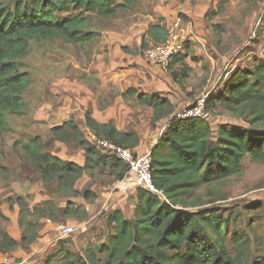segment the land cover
<instances>
[{"label":"trees","instance_id":"trees-1","mask_svg":"<svg viewBox=\"0 0 264 264\" xmlns=\"http://www.w3.org/2000/svg\"><path fill=\"white\" fill-rule=\"evenodd\" d=\"M135 3L136 0H0V135L10 131L7 115H19L25 106L22 95L28 78L20 73L19 60L26 55L30 41L60 40L85 45L93 39L88 29L94 18L114 19L133 11ZM166 30L159 18L148 25L142 42L161 43ZM188 56L185 43L184 52L175 56L166 69L173 82H178V75L188 77ZM191 61L198 62L199 58L191 56ZM176 66L179 73L174 70ZM121 96L135 97L152 124L166 120L164 130L147 152L152 182L162 191L165 201L137 187L130 218L120 209L106 212L107 233L99 244L88 243L80 255L65 246L67 241L59 240L45 263L60 259L63 264H241V260L244 264H264V256L251 258L252 252L242 238L235 243L234 251L238 253L231 256L224 243L228 219L222 220L215 209L186 210L194 192L205 184L239 175L244 158L264 163V61H255L250 70L234 69L220 93L206 101L210 115L221 110L230 116H243L245 129L219 124L213 131L207 121L198 118L174 120L175 106L166 98L138 94L133 89ZM84 126L86 133L125 148L133 149L139 144L134 131L121 132L110 121L97 122L89 109L84 112ZM49 133L44 141L36 135L13 144L21 148L15 154L22 168L26 166L36 173V179L48 187L46 195L50 199L30 208L22 197H15L20 238L15 241L7 226L0 227L1 255H11L19 244H33L41 219H88L81 206L67 202L59 211L52 200L81 198L92 202V191L74 188L83 175L95 185L107 187L122 182L128 173V168L114 156L100 153L72 118L51 127ZM53 142L77 145L84 153L82 166L48 152ZM0 221L9 223L1 211Z\"/></svg>","mask_w":264,"mask_h":264},{"label":"rangeland","instance_id":"rangeland-1","mask_svg":"<svg viewBox=\"0 0 264 264\" xmlns=\"http://www.w3.org/2000/svg\"><path fill=\"white\" fill-rule=\"evenodd\" d=\"M159 17L168 20L166 23L176 19L180 21L178 23L186 31L185 41L191 39L189 43L193 46V50L189 51V59L194 55L199 58L198 62L191 61L196 67L186 71V80L182 81L183 78L178 75L177 83L182 81L178 87L175 85L180 91L179 97L174 96L178 91L168 86H164V92H154L158 97L171 96L174 112L192 105L204 94L208 98L219 94L223 82L234 69L250 70L255 61H264V0H136L131 12L114 19L94 18L88 29L92 32L93 39L85 45L74 46L60 40L30 41L26 55L19 60V71L28 78V87L22 95L25 106L21 114L7 115L10 131L0 135L2 209L10 212L17 209V196L22 197L29 207L34 206L32 203L36 199L35 195L34 198L27 194L34 184H23V180L30 176V168H22L20 165L21 161L15 150L19 152L21 148L19 145L14 148V142L28 141L36 135L43 141L46 140L50 137L49 129L56 123H62L70 115L76 116L85 111L84 108L90 103L89 91L93 95L102 94L99 97L102 99L101 104H110L114 97L120 95L118 86L123 81L119 76H125L124 70L129 68L128 57L132 56L149 64L145 59V51L150 47V42H142V38L147 25L154 23ZM174 70L180 68L176 66ZM136 83L142 86L141 82ZM151 89L154 90L155 85ZM133 90L139 88L133 87ZM122 99L133 126L142 127L143 132L153 137L156 134L152 130L154 124L144 116V107L135 98ZM207 122L213 131L219 124L247 128L243 116H230L221 110L211 112ZM68 148L56 142L51 150L56 155H69L75 151ZM90 186L93 190L95 186L108 187ZM47 188L45 186L39 193L49 200ZM52 200L59 206L63 201L55 198ZM187 204V211L215 209L222 220L228 219L224 243L232 257L238 253L234 251V247L237 239L241 238L247 241L249 251L252 252L251 258L264 256V163L244 158L239 175L220 183L205 184L194 192ZM12 205L15 207L11 209ZM98 208L96 206L92 209V214L96 216L91 221L100 226L97 234L84 237L76 222L64 219L58 220L55 232L45 236L39 223L41 230L37 229L36 240L30 245V250L22 254L27 246L19 244L13 254L6 256H13L18 264H63L60 259L45 263L46 257L55 251L59 240L67 241L65 246L83 255L88 243L99 244L104 239L103 232H107L104 215L110 209L105 212L101 209L96 214ZM68 225L72 232L61 238V229ZM6 226L10 228L8 222L0 221V227ZM11 227L13 228L12 225ZM240 262L244 264L242 260Z\"/></svg>","mask_w":264,"mask_h":264},{"label":"crops","instance_id":"crops-1","mask_svg":"<svg viewBox=\"0 0 264 264\" xmlns=\"http://www.w3.org/2000/svg\"><path fill=\"white\" fill-rule=\"evenodd\" d=\"M159 18H162V17H159ZM159 18H156V19H159ZM162 19H163L164 27H167L170 24L180 22L178 19H176V20L172 21L171 23H166V22H168V20H166L165 18H162ZM148 25H147V27H148ZM179 25H181V23ZM147 27L145 29V32L147 30ZM190 40H188L186 42L187 47H188V53L190 50H193V46L191 45V43H189ZM149 45L151 46L152 43H149ZM196 54L199 55L198 53H196ZM185 64L189 70L195 69V67H196L195 66L196 64L192 63L191 60L189 59V57H187L185 59ZM127 65L129 66V68H127V70H124L125 76H119V78H121L123 81V84L121 83V86L120 87L118 86V88H119L118 92L120 95H118L117 97H114L112 99L111 103L105 106V105L101 104L102 99L101 100L99 99V97H101L102 94L97 93V95L96 94L93 95L94 93H92V91H89L87 93L90 95V98H89L90 103L88 104L87 107L84 108V110L89 109L91 111V116L97 122H100V123H106L109 121L112 122L114 128L118 131H121V132H123V131H134L139 138V144L135 148H133L132 150L137 154H142V153H147L150 150V148L154 145L157 137L162 133V131L165 127L166 120H160L157 123H155L153 125L152 130L156 134L153 137L151 135L148 136L147 132H143L142 127H141L142 128L141 129L139 127L133 126L134 123L127 116L128 115V108L124 105V103H122L123 99H122L121 95L126 90L133 89V87L139 88V90H136L138 92V94L141 93V94L154 95V92H157V91L162 90V92H164V89H163L164 86L165 87L168 86L169 88L173 89L174 91H178L177 93H174V96L179 97L180 91L178 90L177 85L180 82L186 80L188 77L183 79L182 81H179V83L173 82L166 70L160 69V68L153 66V65L146 64L145 62H142L140 59L134 58L132 56L128 57ZM176 71L179 72V70H176ZM136 82H138V83L141 82L142 86L137 85ZM154 85H155V89L152 90L151 88ZM185 91H186V93H189L188 90H185ZM129 98L132 100L135 97H129ZM161 98H166L171 103H173L172 102L173 98H171V96L162 95ZM129 111H130V109H129ZM84 112L82 111V112L78 113V115L76 114V116L70 115V118H72V117L75 118V120L73 118L72 119L75 121L76 125L82 130L83 133H86L87 128L84 126ZM70 114H72V113H70ZM163 121H164V123H162ZM60 124L61 123H59V124L56 123L54 126L60 125ZM151 137H152V139H151ZM54 143H56V142L51 143V145L48 147V149H47L48 152H50L52 155L60 158L63 161L72 162V163H75L79 166H82V164L84 162V153L77 145H75V144L65 145V146L69 147L68 149L75 150L74 152L69 153V155H66V154L65 155H61V154L56 155L51 150ZM65 149H67V148H65ZM23 181H24L23 184L24 183L34 184L30 187V189L27 192L28 195H33V196L35 195L36 196V199L32 203V205H36V204H39L43 201L48 200L46 196H44L43 194H40L41 191L44 190L45 186L43 185V183L40 180L36 179V173L32 169H30V176L28 175L27 179L23 180ZM92 184L95 185V183H93L86 175H83L75 183V187H74L76 190H78L80 192H85L87 190V187H89V190L92 191L95 195V198L93 199L92 202H89V203L85 202L81 198H71L70 200L60 199V201L63 200L61 202V206H59L57 203V207H58L59 211L63 210V208L65 207L67 202L73 203L74 206H81L82 208H84V210L88 216V219H86L84 221H78V220L74 219L73 217H71V218H66L65 220L66 221L68 220V222H70V220L76 222L79 225L78 228L82 229L81 232H83V236L87 237V238L91 237L94 234H97L98 233L97 231H99L98 228H100V226H98L97 223L94 224L91 222L93 219H95L94 217L96 216V215L92 214V209H94L96 206L99 207L98 212L96 214H99L101 212V209H103L104 212L108 209H110V210L120 209L126 218H130L132 215V210H133V205H134L135 190L137 188L136 181L131 175H126L125 178L122 180V182L117 183V184H113V185H109L107 188H105V187L98 188L97 186H95V190H93V188L90 186ZM39 191H40V193H39ZM35 196H34V198H35ZM131 202H132V205H131ZM128 203L130 204V206ZM14 207H15V205H12L11 209ZM12 210H13V212H10L8 209H2L0 207V211L2 212V214L5 217H7L9 220L10 228L9 227L7 228L9 235L11 236L12 239L19 242L20 230L18 229V226L16 223L18 208L17 209L14 208ZM76 218H78V217L76 216ZM58 220H64V219L60 218ZM58 220H56L55 222H52L48 219H41V220H39V223H40V225H42V230L40 227L39 228L42 231V233H44L45 236H50L51 235L50 232L56 231V224H57V222H59ZM72 221H71V223H73ZM104 221H105V217H104ZM11 225L13 226V228L11 227ZM65 227H67V226H65ZM105 235L106 234H104V232H103L102 238H104ZM29 250H30V245L27 246V250H25V252L22 251V254L26 253ZM7 257L8 256H6V255L3 256L0 254V264H18L17 263L18 260H16L17 262H15L16 258H14L13 256H10L8 258ZM11 257H13L12 258L13 260H10Z\"/></svg>","mask_w":264,"mask_h":264},{"label":"built area","instance_id":"built-area-1","mask_svg":"<svg viewBox=\"0 0 264 264\" xmlns=\"http://www.w3.org/2000/svg\"><path fill=\"white\" fill-rule=\"evenodd\" d=\"M166 35L163 42L151 45L145 51L146 61L160 69L166 70L171 60L184 52L185 29L178 23L166 27ZM207 94L199 97L192 105L177 111L173 114L174 120H184L198 118L208 121L210 113L206 108ZM164 130V129H163ZM87 140L93 144L102 154L114 156L116 160L128 168L126 175H131L137 187L156 196L159 200L165 201L162 191L152 182L150 159L147 153L137 154L130 148L119 146L109 140L96 137L90 132L86 133ZM72 232V228L67 226L61 229L60 237L65 238Z\"/></svg>","mask_w":264,"mask_h":264},{"label":"bare ground","instance_id":"bare-ground-1","mask_svg":"<svg viewBox=\"0 0 264 264\" xmlns=\"http://www.w3.org/2000/svg\"><path fill=\"white\" fill-rule=\"evenodd\" d=\"M90 30H91V28H90ZM94 30V29H93ZM98 33V32H97ZM65 41V40H64ZM91 42V41H90ZM95 42V41H94ZM149 43V42H148ZM63 144V143H62ZM85 160V159H84Z\"/></svg>","mask_w":264,"mask_h":264},{"label":"clouds","instance_id":"clouds-1","mask_svg":"<svg viewBox=\"0 0 264 264\" xmlns=\"http://www.w3.org/2000/svg\"><path fill=\"white\" fill-rule=\"evenodd\" d=\"M169 26V25H168ZM187 41H185V43H186ZM185 43H184V45H185Z\"/></svg>","mask_w":264,"mask_h":264}]
</instances>
